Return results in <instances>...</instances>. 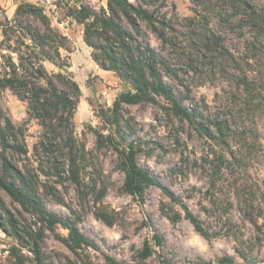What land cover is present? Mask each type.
Instances as JSON below:
<instances>
[{
    "label": "rangeland",
    "instance_id": "1",
    "mask_svg": "<svg viewBox=\"0 0 264 264\" xmlns=\"http://www.w3.org/2000/svg\"><path fill=\"white\" fill-rule=\"evenodd\" d=\"M60 1L0 0V22L12 20L20 4L43 9L72 48L63 52L68 68L44 66L50 74L69 76L81 90L74 124L86 151L82 189L62 171L53 176L40 144L43 127L29 118L27 103L0 90V122H12L27 150L5 151L0 144V173L5 158L23 172L35 171L33 181L47 210L76 223L93 244L75 254L57 237H68L67 230L45 231L44 264H222L227 256L234 264H264V0H129L152 14L163 37L145 22L140 34L125 20L124 27L157 53L163 81L195 114L193 121L183 119L161 97L157 103L123 104L122 140L136 145L138 165L156 181L142 197L123 190L119 154L109 143L99 144L97 136L110 133V111L127 85L93 60L84 27L70 17L75 3ZM107 1L74 0L96 11L106 9ZM0 201L24 225L34 224L1 189ZM102 211L113 225L97 216ZM154 234L164 239L160 249ZM147 241L154 252L143 262ZM14 247L15 238L0 228V264L15 263ZM24 254L25 264H36L35 255Z\"/></svg>",
    "mask_w": 264,
    "mask_h": 264
},
{
    "label": "trees",
    "instance_id": "2",
    "mask_svg": "<svg viewBox=\"0 0 264 264\" xmlns=\"http://www.w3.org/2000/svg\"><path fill=\"white\" fill-rule=\"evenodd\" d=\"M75 3L70 17L84 27V42L93 50V60L105 71L114 72L127 85L111 109L112 120L108 135L98 133L99 144L109 143L119 154L120 169L125 175L123 190L132 196L142 197L146 188L156 185V181L137 163V148L134 143L126 145L123 139L121 111L123 104L157 103L156 97L165 99L177 116L193 121L195 114L182 106L172 89L163 81L159 69L157 53L149 46L142 47L133 33L126 30L123 21L140 34V22L148 23L163 37L152 14L137 7L129 0H108L107 8L96 11L89 5ZM61 0L59 4H62ZM0 90H11L21 101L27 103L28 116L37 120L44 129L42 149L47 160L56 171L53 176L61 177L60 171L78 189L85 183L86 151L75 136L74 116L81 90L78 84L62 72L50 74L44 63L48 62L59 69L69 67L63 52L70 53L69 39L56 30L43 9L32 4H20L12 20L0 22ZM105 114V113H103ZM18 129L11 121L0 122V144L5 151L11 150L27 154L26 148L19 144ZM121 141L124 142L121 143ZM35 171L23 172L13 162L3 159L0 173V189L14 203L32 215L35 222L24 225L12 211L2 206L0 201V228L15 238L11 256L14 264H25L24 251L35 255L36 264H44L40 241L45 231L56 233L57 227L68 231V237L57 235L70 251L78 254L92 243L84 236L76 223L65 220L47 210L40 196L34 178ZM34 176V178H33ZM91 181L97 186V180ZM97 216L108 225L114 220L104 211ZM186 216L195 228L206 238L197 218L188 210ZM154 246L162 248L164 239L158 234L152 238ZM153 247L146 242L140 252L141 261L153 256ZM111 264H119L111 260ZM222 264H234L230 257H224ZM162 264H170L164 261ZM198 264H212L200 261Z\"/></svg>",
    "mask_w": 264,
    "mask_h": 264
}]
</instances>
